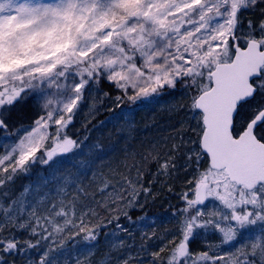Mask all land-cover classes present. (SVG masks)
<instances>
[{"label":"snow or ice","instance_id":"snow-or-ice-1","mask_svg":"<svg viewBox=\"0 0 264 264\" xmlns=\"http://www.w3.org/2000/svg\"><path fill=\"white\" fill-rule=\"evenodd\" d=\"M257 11L258 20H245ZM102 83L117 93L116 107L159 103L182 88L173 107L187 108L192 127L177 129L163 157L153 144L131 167L123 161L135 177L112 169L121 180L101 173L86 184L84 150L98 146L69 128L111 95ZM20 106L34 111L27 126L12 124ZM63 157L75 173L57 175L68 167ZM146 162L165 181L185 173L171 237L157 234L153 218L129 214L152 193L142 183ZM36 165L50 177L17 191ZM121 216L139 230V245ZM76 237L83 246L73 254L67 241ZM20 256L25 264H264V0H0V264Z\"/></svg>","mask_w":264,"mask_h":264},{"label":"trees","instance_id":"trees-1","mask_svg":"<svg viewBox=\"0 0 264 264\" xmlns=\"http://www.w3.org/2000/svg\"><path fill=\"white\" fill-rule=\"evenodd\" d=\"M103 91L111 93L109 97L103 98V102L97 105V112L94 117H90L85 113V120L76 118L74 127L69 128V134L73 137H83L85 133L88 135V140L85 142L87 145H97L92 152L85 148L83 159L88 167L82 170L88 172V176L81 177V179L87 184L92 180L93 174L97 177L101 173L109 176L113 179V182L122 179V175H128L135 177V169L128 171L123 161L126 160L129 167L140 160V157L145 154L153 144L156 145L157 150L163 157L171 147L173 143V135H178L177 129H180L183 125V132L189 134L190 127H192L191 119H189L188 110L182 113V110L174 105H179L182 102L181 90L177 88L173 92L165 93L159 103L145 102L139 106L131 105L128 103L123 104L121 107H116V103L113 100V96L117 94L107 84L101 85ZM109 109H112L109 111ZM86 112V111H85ZM88 112V111H87ZM185 116V117H184ZM34 117V111L31 107L20 106L14 109L10 118L14 126L24 125L27 126L31 123ZM118 117V119H117ZM184 117V118H183ZM183 119L188 120V123H183ZM89 120L91 121L89 123ZM187 122V121H186ZM86 125V127H85ZM187 128V129H186ZM127 156V157H125ZM66 168H61L57 173L58 176L66 175L69 171L76 172V168H71V164L75 163L70 157L61 158ZM177 166L184 162L177 158ZM77 167H81L77 164ZM112 169H118L122 175L115 177L111 176ZM157 164L155 162H146L143 164V180L142 183L145 186L151 187L152 193L149 194V198L145 201L143 193L141 194L140 203L142 207H136L131 209L129 214L134 221L140 222V217H151L155 220L157 226V234L164 233L167 229L166 235L171 237L176 232V221L172 218V214L176 212L177 208L182 206V201L179 196L181 191L186 190L187 185L185 183V173L183 170L177 171L176 174L170 179L164 180L163 177L155 176ZM50 171L45 166L36 165L32 172L26 176H21L16 181L17 191L21 190L26 184L38 182L41 177H50ZM33 177V178H32ZM155 180V182H153ZM171 187V191H169ZM52 189V185L49 184L47 189ZM107 217H105V220ZM116 222H113V225ZM119 223L125 224L135 234V244L139 245L140 239L138 235V229H135L129 224V222L121 216ZM113 225H109L107 228L101 227L99 229L100 236L96 241V255L92 258L93 261L98 260L106 249L105 234L110 233L113 230ZM27 238V234H23ZM80 237H76L75 240L69 239L67 244L74 246L75 249L83 246V242ZM152 245V241L148 242ZM33 259H35L38 253H31ZM16 264H25V258L20 256L16 257Z\"/></svg>","mask_w":264,"mask_h":264},{"label":"rangeland","instance_id":"rangeland-1","mask_svg":"<svg viewBox=\"0 0 264 264\" xmlns=\"http://www.w3.org/2000/svg\"><path fill=\"white\" fill-rule=\"evenodd\" d=\"M259 16H260V13L257 11L254 15H252L251 17H249V16H245V20H247V19H252L253 21H256V20H258L259 19ZM180 94H182L181 95V102L183 103V101H184V96H183V89L181 90V93ZM180 110H182V113H184L186 110H187V108H180ZM86 111V112H85ZM88 110H87V108H85V110L78 116V119H84L85 120V113H86V115H87V117H88V112H87ZM185 117V116H184ZM183 117V118H184ZM189 119H191L190 118V116H189ZM188 119V120H189ZM188 120H186V119H183V123H188ZM187 121V122H186ZM70 127H72L73 128V126H70ZM187 129V128H186ZM190 129H191V127H190ZM179 135V134H178ZM178 135H176V134H174L173 135V137H176V136H178ZM185 135H187V134H185ZM173 142V141H172ZM176 156H177V158H181V154L180 153H177L176 154ZM125 157H127V156H125ZM182 161H183V159H181ZM177 161H179V159L177 160ZM33 178V177H32ZM193 247L194 248H197V247H199L198 245H193Z\"/></svg>","mask_w":264,"mask_h":264}]
</instances>
